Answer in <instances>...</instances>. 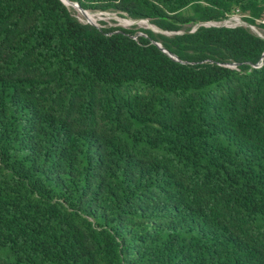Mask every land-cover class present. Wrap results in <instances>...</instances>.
Returning <instances> with one entry per match:
<instances>
[{
	"label": "trees",
	"instance_id": "16d2710c",
	"mask_svg": "<svg viewBox=\"0 0 264 264\" xmlns=\"http://www.w3.org/2000/svg\"><path fill=\"white\" fill-rule=\"evenodd\" d=\"M68 1L171 35L0 0V264H264V0Z\"/></svg>",
	"mask_w": 264,
	"mask_h": 264
},
{
	"label": "built area",
	"instance_id": "2783aa9c",
	"mask_svg": "<svg viewBox=\"0 0 264 264\" xmlns=\"http://www.w3.org/2000/svg\"><path fill=\"white\" fill-rule=\"evenodd\" d=\"M76 8L79 10V17L76 18L84 25H91L96 27L97 29H104V22L110 19L118 20L124 26H133L138 23H146L147 20L143 19H132L127 16H123L114 11H91V10H84L81 9L78 4H75ZM127 17L128 19L121 20L120 17ZM261 24L260 26H264V17L257 22V24ZM259 26V25H258ZM258 26L249 25L244 20V15L241 14L239 10L234 12L231 15H228L225 19L220 21H209L197 24L191 30V32L196 31L199 27H206V28H227V29H235L239 27H248L251 29L253 33H255L258 37L264 39V34L257 30ZM171 34V33H169ZM263 61V60H262ZM258 63L254 66V68H260L263 62ZM231 68H235V65H229Z\"/></svg>",
	"mask_w": 264,
	"mask_h": 264
},
{
	"label": "rangeland",
	"instance_id": "374dc122",
	"mask_svg": "<svg viewBox=\"0 0 264 264\" xmlns=\"http://www.w3.org/2000/svg\"><path fill=\"white\" fill-rule=\"evenodd\" d=\"M71 4H73V6H68L71 11L74 13L75 16L79 17V10L77 8H75V4L74 2H71ZM75 6V7H74ZM121 20H125L128 19L127 17H120ZM104 23V27L106 29H110V28H123L126 30H135L137 32L138 36H143L144 35V31H150L153 32L157 35H164V36H170L171 34H169L168 32H163L160 29H158L156 26L152 25L150 22H146V23H138L135 24L133 26H124L122 25L118 20L116 19H110L107 21H103ZM258 25L260 26L261 24L258 23ZM257 27V30L259 32H262L264 34V29L262 27ZM151 27V29H150Z\"/></svg>",
	"mask_w": 264,
	"mask_h": 264
},
{
	"label": "water",
	"instance_id": "95a60500",
	"mask_svg": "<svg viewBox=\"0 0 264 264\" xmlns=\"http://www.w3.org/2000/svg\"><path fill=\"white\" fill-rule=\"evenodd\" d=\"M61 1H62L65 5H67V4L65 3L64 0H61ZM69 2H70V1H69ZM70 3H71V2H70ZM157 45H158V44H157ZM158 46H159L160 48H162L160 45H158ZM163 51L167 53L166 50L163 49ZM168 54H169L170 57L175 58V56H174L173 54H171V53H168Z\"/></svg>",
	"mask_w": 264,
	"mask_h": 264
},
{
	"label": "bare ground",
	"instance_id": "6f19581e",
	"mask_svg": "<svg viewBox=\"0 0 264 264\" xmlns=\"http://www.w3.org/2000/svg\"><path fill=\"white\" fill-rule=\"evenodd\" d=\"M65 1V3L67 2L68 4H70V5H72L73 6V4H71L68 0H64ZM68 6V5H67ZM75 7V6H74ZM76 8V7H75ZM150 29H151V27H150Z\"/></svg>",
	"mask_w": 264,
	"mask_h": 264
}]
</instances>
